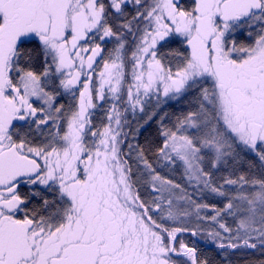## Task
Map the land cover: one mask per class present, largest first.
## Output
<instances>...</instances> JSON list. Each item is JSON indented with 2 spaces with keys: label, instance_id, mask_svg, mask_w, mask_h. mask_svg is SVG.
<instances>
[{
  "label": "snow or ice",
  "instance_id": "6c2138e0",
  "mask_svg": "<svg viewBox=\"0 0 264 264\" xmlns=\"http://www.w3.org/2000/svg\"><path fill=\"white\" fill-rule=\"evenodd\" d=\"M185 237L264 256V0H0V264H212Z\"/></svg>",
  "mask_w": 264,
  "mask_h": 264
},
{
  "label": "trees",
  "instance_id": "16d2710c",
  "mask_svg": "<svg viewBox=\"0 0 264 264\" xmlns=\"http://www.w3.org/2000/svg\"><path fill=\"white\" fill-rule=\"evenodd\" d=\"M172 47H179V45L173 44ZM108 47L111 48L112 44L109 43ZM164 110L169 112L170 114H179L182 111L188 110V105L182 100L181 102H170L164 105ZM130 118V117H129ZM96 123L99 124L100 116L99 114L97 117L94 118ZM131 119V118H130ZM174 119V115H173ZM132 127H136V123L133 121ZM157 125L156 123L150 122L149 125H145L144 128L140 129V134L136 137V139L139 141V143L144 144L146 138H155L157 132ZM125 131H129V129H125ZM129 140H131V137H129ZM189 242L195 240L197 246L202 250L203 254L207 256L211 261L212 264H227L226 261L222 259V257L219 255L218 250L215 248L214 245L205 242L204 240H201L199 238H193V237H185ZM232 264H249V262L252 261H258L260 259H264V256H261L260 253H237L236 255L231 256Z\"/></svg>",
  "mask_w": 264,
  "mask_h": 264
},
{
  "label": "rangeland",
  "instance_id": "374dc122",
  "mask_svg": "<svg viewBox=\"0 0 264 264\" xmlns=\"http://www.w3.org/2000/svg\"><path fill=\"white\" fill-rule=\"evenodd\" d=\"M174 102V101H168L167 103ZM131 118V117H130Z\"/></svg>",
  "mask_w": 264,
  "mask_h": 264
}]
</instances>
